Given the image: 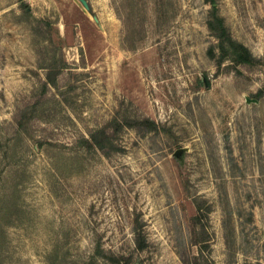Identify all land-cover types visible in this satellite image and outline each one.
<instances>
[{
  "label": "rangeland",
  "instance_id": "rangeland-1",
  "mask_svg": "<svg viewBox=\"0 0 264 264\" xmlns=\"http://www.w3.org/2000/svg\"><path fill=\"white\" fill-rule=\"evenodd\" d=\"M46 1L0 0V264H184L207 242L197 264H264V0H217L260 60L220 68L206 0H91L98 22ZM117 112L159 129L108 158L86 140Z\"/></svg>",
  "mask_w": 264,
  "mask_h": 264
},
{
  "label": "trees",
  "instance_id": "trees-1",
  "mask_svg": "<svg viewBox=\"0 0 264 264\" xmlns=\"http://www.w3.org/2000/svg\"><path fill=\"white\" fill-rule=\"evenodd\" d=\"M211 5L210 17L207 21L208 29L211 34L218 41L217 49L220 51V54L217 56L214 52V48L210 50V56L213 59H216V65L218 68L222 66L225 59H230L236 64H246V65H255L259 59H257L252 52L241 42L233 38L229 28L225 24V19L219 14V7L217 0H206ZM58 33V29L56 28ZM60 41H64L62 38H59ZM58 73H56L57 75ZM52 86H56V76L48 75V81ZM46 82V83H47ZM209 83V82H208ZM263 95V90L260 89L257 93L253 94L252 97L259 98ZM28 110L20 109L18 114L22 115V118L25 117ZM119 112L100 127L97 130L90 132V139L86 140L91 146L99 149L102 154L106 157H111L116 152L124 151V147L120 144L115 143L116 137L126 128H133L138 124H144L147 127L148 131H157L159 126L153 120L147 119H136L132 118L129 115L122 116L120 118ZM24 120H16L20 128L24 127ZM210 211V208H209ZM203 210L199 206L198 214L195 216L196 223H202ZM208 219L209 216L207 215ZM134 232H135V247L138 251H143L149 247V241L147 234L144 230V222L141 216V213L137 212L134 218ZM207 249H211L210 244L204 243L199 248L198 254L193 257V261L187 262L184 260V264H197L198 260H203L204 252ZM112 264H130L132 261L131 256L125 255H112L110 258ZM139 264V263H137Z\"/></svg>",
  "mask_w": 264,
  "mask_h": 264
},
{
  "label": "crops",
  "instance_id": "crops-1",
  "mask_svg": "<svg viewBox=\"0 0 264 264\" xmlns=\"http://www.w3.org/2000/svg\"><path fill=\"white\" fill-rule=\"evenodd\" d=\"M48 1V2H47ZM46 2L48 3V5L50 3H53L55 5H58L57 2H61V1H64L68 4H70L71 8H73L72 10H77L79 12V15L83 18H86L87 15H88V12L84 9L83 5L78 1V0H47ZM93 8L94 9V4L92 3L91 0H88ZM43 8V7H42ZM39 12L42 13V15H45L46 13V10L45 8L44 9H40ZM59 13V16H60V23L59 24H54V26L57 27L58 29V35L59 37H62V38H67V35H69V31H70V27H74L76 29V35L78 36L79 35V26L81 27L82 26V23L81 21H76L75 23H70L69 20L71 21L72 19V14H68L67 12L65 11H58ZM34 13H37L34 11ZM48 14H50V11H48ZM74 25V26H73ZM20 29V31L22 29H25V26L22 24L21 26L18 27ZM80 30H82L80 28ZM5 38L6 39H10L12 38V35L11 34H6L5 35ZM4 38V39H5ZM25 42H28L30 43V40L26 41ZM70 47V46H69Z\"/></svg>",
  "mask_w": 264,
  "mask_h": 264
},
{
  "label": "water",
  "instance_id": "water-1",
  "mask_svg": "<svg viewBox=\"0 0 264 264\" xmlns=\"http://www.w3.org/2000/svg\"><path fill=\"white\" fill-rule=\"evenodd\" d=\"M82 5H83V7H84V9L89 13V14H92V16H93V18H94V20L96 21V22H98L99 20H98V17L93 13V8H92V6H91V4H90V2L88 1V0H78ZM249 101H256V100H251V99H248ZM183 150H179L178 151V154L180 153V152H182Z\"/></svg>",
  "mask_w": 264,
  "mask_h": 264
}]
</instances>
